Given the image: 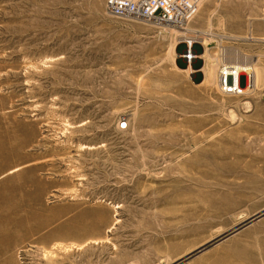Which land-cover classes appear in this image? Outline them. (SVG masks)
Listing matches in <instances>:
<instances>
[{
  "label": "rangeland",
  "instance_id": "obj_1",
  "mask_svg": "<svg viewBox=\"0 0 264 264\" xmlns=\"http://www.w3.org/2000/svg\"><path fill=\"white\" fill-rule=\"evenodd\" d=\"M107 1L0 0V264H264V0Z\"/></svg>",
  "mask_w": 264,
  "mask_h": 264
},
{
  "label": "built area",
  "instance_id": "obj_2",
  "mask_svg": "<svg viewBox=\"0 0 264 264\" xmlns=\"http://www.w3.org/2000/svg\"><path fill=\"white\" fill-rule=\"evenodd\" d=\"M162 1V0H161ZM160 0H108L106 9L110 15L116 17H128L152 21L156 24H166L182 27L189 20L192 8L184 0H173L166 4ZM184 3V4H183ZM166 4V7L162 6ZM188 5L187 8L185 5ZM193 5V4H190ZM264 20V8H263ZM196 43L188 41L189 54H185L187 60H192L191 48ZM218 86L222 94L244 96L252 90L254 83L252 76L242 70V65L247 63L242 60L220 58ZM242 79L246 84L242 85ZM127 122H120V129H126Z\"/></svg>",
  "mask_w": 264,
  "mask_h": 264
},
{
  "label": "bare ground",
  "instance_id": "obj_3",
  "mask_svg": "<svg viewBox=\"0 0 264 264\" xmlns=\"http://www.w3.org/2000/svg\"><path fill=\"white\" fill-rule=\"evenodd\" d=\"M188 43V42H187ZM192 44H193V42H191ZM206 52L208 53V51H207V49H206ZM208 55V54H207ZM209 56V55H208ZM233 56V55H232ZM195 57V56H194ZM193 57V58H194ZM196 57H198V58H203L204 56L203 55H199V56H196ZM207 57V56H206ZM209 58V57H208ZM207 58V59H208ZM207 62V61H206ZM213 64H211V66H212ZM211 66H209V67H211ZM215 66V65H214ZM214 66H212L211 68H213ZM206 67V66H205ZM216 67H217V65L214 67V69L215 70H213V69H211V72H210V70H208L209 72L207 73V71H206V73H207V77H209L210 76V74H212L213 73V71H216ZM242 70L243 71H245L246 73H248V74H250V76H252V81H253V83H254V86H256L258 83H259V81L260 80H262V75L264 74H262V72H261V69H260V71H259V69H258V71H257V69H256V67L255 66H249L248 64L247 65H242ZM204 68V67H203ZM203 68L200 70V71H202L203 70ZM206 69V68H205ZM187 70L188 71H192L193 72V68L192 67H190V66H188V68H187ZM213 70V71H212ZM204 71V70H203ZM218 71V70H217ZM217 72H215V74H216ZM214 74V75H215ZM218 74V73H217ZM206 75V74H205ZM213 75V74H212ZM215 77V76H214ZM213 76H212V78H214ZM210 79H211V77H209ZM208 78V79H209ZM263 79H264V77H263ZM216 81L218 82V80H217V78H216ZM254 88V87H253ZM264 214V211L262 212V213H260L259 215H257V216H255L253 219H251L249 222H251V221H253V220H255V219H257V218H259V217H261L262 215Z\"/></svg>",
  "mask_w": 264,
  "mask_h": 264
}]
</instances>
